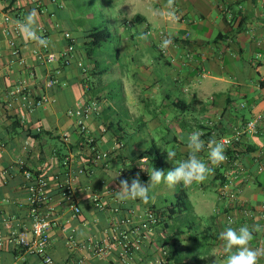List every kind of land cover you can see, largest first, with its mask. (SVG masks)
<instances>
[{
    "label": "crops",
    "instance_id": "obj_1",
    "mask_svg": "<svg viewBox=\"0 0 264 264\" xmlns=\"http://www.w3.org/2000/svg\"><path fill=\"white\" fill-rule=\"evenodd\" d=\"M58 2L60 7L43 1L38 27L46 29L54 51L67 45L63 32L73 36L75 54L69 66L37 62L31 55L37 44L19 27L13 37L11 28L34 8L32 0H0V140L7 146L0 153V169L9 173L5 183L0 179V216L12 217L14 224L29 230L21 172L52 180L62 177V163L67 162L74 176L73 199L63 201L54 186L48 190L47 209L53 212L48 252L53 264H117V247L103 255L88 247H103L119 221L129 224L118 226L119 232L134 229L152 207L172 205L181 189L187 210L153 228L132 264H155L161 249L168 252L167 264H224L218 235L229 226L227 217L235 219L233 228L264 226V0H175L177 21L166 15L167 0ZM5 16L11 18L9 23ZM103 25L113 36V56L100 55L87 37ZM169 34L173 44L162 50L160 42ZM12 39L27 68L17 64L8 44ZM78 62L84 63L85 74ZM49 80L55 82L52 87L46 85ZM23 82L36 100L45 99L42 107L29 111L12 95ZM90 102L97 104V113L85 121L86 132L79 135L78 118L69 112ZM257 116V134L244 139L236 168H215L205 145L198 155L214 174L204 183H161L150 190L148 203L116 199L120 180L131 183L139 173L147 183L149 174L141 175L145 168L149 173L152 168L166 172L187 159L189 133L213 128L223 138L234 125ZM146 150L157 157L148 166L139 159ZM169 150L176 153L172 161L167 160ZM94 151L107 153V160L94 162ZM225 174L233 180L235 202L219 200ZM242 207L250 210L249 221L242 218ZM73 208L79 209L76 216ZM9 232L0 217V264H41L15 247ZM254 236L255 248L264 242V232ZM69 240L80 247L71 248Z\"/></svg>",
    "mask_w": 264,
    "mask_h": 264
},
{
    "label": "built area",
    "instance_id": "obj_2",
    "mask_svg": "<svg viewBox=\"0 0 264 264\" xmlns=\"http://www.w3.org/2000/svg\"><path fill=\"white\" fill-rule=\"evenodd\" d=\"M44 0H32L34 8L39 14L43 13L44 10L41 9L44 5ZM52 4L60 3L58 0H50ZM5 23H9L11 18L9 16L4 17ZM13 37H16L18 34V26H13L11 28ZM38 33L42 37L49 40L48 33L45 28L42 26L38 27ZM63 38L66 40L67 45L61 51H54L51 49L50 44L47 47H42L37 45L35 49L32 50V57L42 64H54L61 62L64 65H70L74 61L75 46L76 40L68 32H63ZM9 47L13 51V55L16 58L17 64L22 68H27L26 59L20 54V51L15 46V42L12 39L9 43ZM264 64V62H263ZM77 68L83 73H86V68L82 62L76 64ZM53 80H49L46 84L47 87H52L54 85ZM13 96L19 99L21 106H24L27 110L33 111L36 108H40L46 102L44 98L36 100L33 93L29 90L26 83L19 85ZM241 108H244L245 105L241 104ZM97 113V104L95 102L87 103L86 105L81 106L75 112H69V115L76 116V128L77 134L83 135L86 132L85 121L92 115ZM261 117L257 116L251 120H248L245 123H239L234 125L231 128L229 136L221 138L219 141L225 145V155L226 159L216 166V168H223V166L235 167L239 166V156L244 147V139L246 137H252L257 134V130L260 124ZM40 132V129L36 130ZM66 141V138L64 139ZM92 141H89L90 144ZM7 148L6 143L0 140V153L5 151ZM230 153V155L227 154ZM108 158L107 153L103 152H93V160L96 163H101L106 161ZM19 167L24 169V163L22 161H17ZM65 168L62 170V177H54L52 180H48L42 176H38L33 172L28 170H23L21 172L24 180L26 181V198L25 204L28 208L30 215V228L26 230L24 226H21L19 223L14 224L12 217L7 215L0 216L1 222L6 226H10L9 237L15 247L23 250V254L28 256H33L40 259L41 264H53V259L49 255V241H50V230L52 228V210L47 209L48 202L50 200L48 195V190L50 186L56 187L60 190V195L63 201H71L74 197V176L70 168H66L68 163H62ZM240 169V168H238ZM2 177V183H5V179L9 177L8 170L0 169V179ZM225 182L218 189L219 200L228 199L229 202L236 201V193L234 190L233 180L225 174ZM93 201L97 208H100V205L97 203V198L94 197ZM241 207V205H239ZM73 215L76 216L79 213L78 208H73ZM242 218L245 221H249L252 217L250 210L245 207L240 209ZM227 223L231 227H235V219L232 216L227 217ZM127 227L128 221H119L116 223V226ZM158 225L157 216L148 211L146 212L139 222L136 224L134 229H126L125 231H118V228H111L109 236L104 238V246L99 248L98 245L94 244L88 248L93 249V252L99 255H103L109 252L112 249V246L118 248V259L117 264H132L134 256L137 252L141 250V243L147 240V235L151 232L153 228ZM97 243V242H96ZM72 248L80 247L79 244L69 240L67 242ZM264 245L263 241L258 242L257 247ZM0 246H2V240L0 239ZM165 255L166 252L160 253L155 260V264H165Z\"/></svg>",
    "mask_w": 264,
    "mask_h": 264
},
{
    "label": "clouds",
    "instance_id": "obj_3",
    "mask_svg": "<svg viewBox=\"0 0 264 264\" xmlns=\"http://www.w3.org/2000/svg\"><path fill=\"white\" fill-rule=\"evenodd\" d=\"M174 4L175 0H167L165 5L166 15L173 21H177L179 17L174 11ZM38 15L35 8L31 9L23 21L18 22V27L26 39L35 42L39 46L47 47L50 40L38 34ZM172 44V35L169 34L160 42L159 47L166 50ZM202 136L203 133L199 130L189 133L186 140L189 152L188 158L179 161L175 167L166 172L152 168L151 172H148L149 180L147 183L141 182L139 173L131 179V183L128 179L120 180L117 190L114 191L116 199L119 201L139 199L144 203H148L150 190L161 183H165L169 187L177 184L190 187L194 183H204L214 173L213 168L209 167L208 163H205L198 155L205 149V140L202 139ZM207 149L208 161L211 165L217 166L226 159L225 145L222 142L210 138L207 141ZM166 152L167 160L172 161L176 156L175 151L169 150ZM141 170L144 169L141 168ZM262 232H264V226L260 225L251 227L242 225L238 228L228 226L222 230L218 235V239L223 241L224 264H260V261L264 259V245L254 248L251 246V242L255 239L254 233Z\"/></svg>",
    "mask_w": 264,
    "mask_h": 264
},
{
    "label": "trees",
    "instance_id": "obj_4",
    "mask_svg": "<svg viewBox=\"0 0 264 264\" xmlns=\"http://www.w3.org/2000/svg\"><path fill=\"white\" fill-rule=\"evenodd\" d=\"M41 9L44 10V5ZM87 37L91 39V46L94 48V50L96 48H97V50H99L100 55L106 54L105 48L102 47L103 43L110 42L111 40H113V36H112L111 32L104 25L91 29L90 32L88 33ZM88 52H90V51H88ZM212 129L213 128H206V127L200 128V130L203 133L202 139L205 140V145H207V141L210 138H214L218 141L221 139V136L218 135V133L213 132ZM40 132H37V133L39 134ZM150 154H151L150 151L146 150L145 152H143L139 156V159L146 157L145 159H143L144 160V162H143L144 166H148L150 163H153V161L155 159H157L156 154H154V155L153 154L150 155ZM227 154L230 155V153H228V152H227ZM171 169L172 168H170V170ZM144 171H143V174H141V175H143V176L148 175V172H149L148 168H145ZM187 208H188V203L186 202V193L184 190L181 189L180 191H178V193L175 194V202L172 205H169V206H167V208H163V209L152 207L148 211L154 213L157 216L158 225H160L161 223L166 222V220L169 219V217H173L176 214H179V213L186 211ZM168 241H170V238H168L165 245L168 244ZM162 252H166V255H165V259H166L165 262L166 263L165 264H167L168 252L165 249H161L159 251V254L160 253L162 254Z\"/></svg>",
    "mask_w": 264,
    "mask_h": 264
},
{
    "label": "rangeland",
    "instance_id": "obj_5",
    "mask_svg": "<svg viewBox=\"0 0 264 264\" xmlns=\"http://www.w3.org/2000/svg\"><path fill=\"white\" fill-rule=\"evenodd\" d=\"M102 47L105 48L106 55L113 56V52H114V41L113 40H111L110 42L103 43ZM215 168H216V166H215ZM170 197H171L170 194H168V196L167 195L165 196V199H167V201H168L170 199ZM212 205H213V203L211 204L210 209H212Z\"/></svg>",
    "mask_w": 264,
    "mask_h": 264
}]
</instances>
